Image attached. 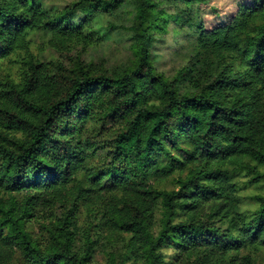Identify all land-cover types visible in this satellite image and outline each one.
I'll return each mask as SVG.
<instances>
[{
	"label": "trees",
	"instance_id": "obj_1",
	"mask_svg": "<svg viewBox=\"0 0 264 264\" xmlns=\"http://www.w3.org/2000/svg\"><path fill=\"white\" fill-rule=\"evenodd\" d=\"M198 1L0 0V264H259L264 0Z\"/></svg>",
	"mask_w": 264,
	"mask_h": 264
},
{
	"label": "rangeland",
	"instance_id": "obj_2",
	"mask_svg": "<svg viewBox=\"0 0 264 264\" xmlns=\"http://www.w3.org/2000/svg\"><path fill=\"white\" fill-rule=\"evenodd\" d=\"M54 1L60 4H66L68 2L74 1V0H49ZM255 3V0H200L198 1L195 12L200 16V19L203 21L204 27L206 29H212L214 27H217L219 25L224 24L227 22L243 5L246 4H253ZM176 23L173 25L172 28H176ZM175 36V35H174ZM176 44V43H175ZM175 44L173 47H175ZM91 55H94L98 60L104 59L107 61L109 65H115L123 60H125L128 56V52L126 48L123 46L122 42L116 41V39H112L108 42H106L104 45L99 46L97 49L92 50ZM45 55L47 57H51L56 60H61L63 62L68 61V56L61 55L59 53H56L55 51H52L50 49L45 51ZM87 58V55H83ZM165 68L171 67V64L164 65ZM244 193L247 194H253L255 193L254 190L248 189L245 190ZM246 204L248 208L254 209L256 206L251 203V201L248 199L246 200ZM160 218V208L155 213L154 217V226L153 230H158V221ZM94 262L95 264H106L107 258L105 254L97 248V250L94 252ZM20 260L17 257V260L14 261L13 264H19ZM258 263L264 264V253L258 255Z\"/></svg>",
	"mask_w": 264,
	"mask_h": 264
}]
</instances>
